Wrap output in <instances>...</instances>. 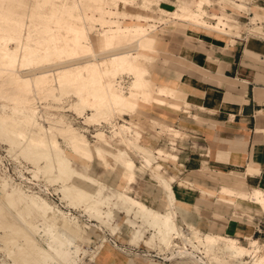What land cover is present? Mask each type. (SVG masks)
<instances>
[{"label":"rangeland","instance_id":"1","mask_svg":"<svg viewBox=\"0 0 264 264\" xmlns=\"http://www.w3.org/2000/svg\"><path fill=\"white\" fill-rule=\"evenodd\" d=\"M41 1L27 0L26 4H22L18 0H0V52L2 55H0V264H77L82 258V262L79 264H90L88 255L96 250L98 245L105 244L108 240L104 239L110 237L109 235L117 237L119 239L117 247H121L124 240L131 237V231L135 226L141 223L136 218L145 212L142 213L137 206L131 204L127 196L140 200L127 193L126 189L120 190L119 194L117 193L116 189L121 188L119 184L124 185V180L118 177L120 173L118 166L114 165V168H107L94 157L97 156L103 161L110 158L118 163V157L123 156L131 161L133 166L135 163L139 166L135 151L144 154L148 166L152 163L148 159L152 157L154 159V153L151 151L154 150V147L145 145L146 140L144 137L140 139L141 147L138 146V140L142 133L141 126L145 123L142 120H147L150 123L149 118L140 117L143 114L142 111L138 112V110H142L145 104H165V99L162 96H167L172 91V88L166 85L154 83L150 76L154 56L158 55L156 49L157 26L165 25L173 28L203 27L227 35H235L238 33L237 29L240 24L227 16L217 15L221 11L219 4L216 3L217 0H213L215 2L213 5H211V0H203L202 2L208 3H202V6L198 5L199 0H193L192 4H183L174 11L177 0H173L171 3L170 0H159V7L151 6L153 3L151 0H143L140 7L138 6L139 0H108L110 1L108 5L103 3L104 7L102 3H99L100 0H52L55 4L53 10H51L52 5L46 2L47 0ZM119 1L122 3H119ZM247 1L251 3L253 0ZM205 5L211 6L205 8ZM222 5L226 12L231 13L243 23L247 22L246 9L243 8L241 14L231 4ZM97 6H99L98 10L95 8ZM52 11H55V13L53 14ZM250 11H257L263 15L255 12L248 17L249 23L257 25V21L260 23L264 21V8L258 10V8L251 7ZM101 12L102 15L99 16ZM211 13L215 14L211 15ZM240 14L243 16L239 17ZM196 16H198L197 20ZM219 18H223L225 25L216 26L215 29L212 25ZM111 19H113V22L109 23ZM154 20L158 22L155 23ZM134 23H144L146 26L153 24V26L152 29L149 27L151 30L147 33L145 41L126 40L121 43L124 38H129L134 32L133 29L129 28ZM99 24L103 26L101 34H98L96 29V27L100 28ZM245 26L240 27L241 30L243 29L241 35H247L244 29ZM117 27L123 28L124 32L120 34L112 32ZM253 29H255V26L249 28V33H252ZM69 31L80 32L78 35L80 37L76 42L78 47L76 46L73 51L51 52L52 54L48 56L44 54L41 56L40 54L37 63L30 65H24L25 62L20 58H18L19 61L17 59L12 64L7 56L4 57V52L8 49L10 53L14 50L13 52L19 57L18 54L23 55L25 53V46L34 49L45 45V40L51 38V36L56 40H49L48 48L52 49L55 46L59 48ZM31 37L32 39H30ZM5 38L8 40L6 41ZM103 41L106 45L101 44ZM53 42H55V46H53ZM143 44L150 46V49L145 51L144 56L140 58L147 71L144 76L151 82L150 89L142 91L134 85L133 72L128 70L129 68L126 65H117V67L114 64L113 66V63L109 64L106 59H111V54L142 47ZM130 53L132 55L129 58L132 59L135 54L133 51ZM96 58H100L98 60L99 65L106 72L104 79L110 85L112 92L119 93L118 95H127L129 92L134 91L139 92L142 96L140 103L143 107L129 109L126 114L131 116L128 119L123 118L125 123L124 121L123 123H114L115 121H113L114 130L112 133L125 146L113 144L116 146L113 149L106 148L101 144L94 143L90 135L80 129L85 125H82L79 121L83 118H77L78 116H83L86 121L85 124L89 125L85 127L89 129V132H94L92 131L94 123H88L105 121L104 123L110 122L109 125H112L111 121L115 117L125 115L120 113L117 108L111 111L108 107L97 104L96 99L98 97L96 94L95 97L92 90L99 86L98 77L86 84L71 83L63 86L58 82L60 72L63 70L73 68L72 66H77L83 70V68H86L88 60ZM70 60H75V65L66 63ZM85 60L87 61L85 62ZM37 67L43 68L42 73H47L44 78L39 79L41 71L38 73L34 70ZM44 69L49 71L45 70V72ZM56 71L57 73H55ZM25 78H29L28 83L25 82ZM122 84L124 86L129 84V86L127 89H123ZM81 86L84 87H82V90L80 89ZM90 93L94 96H91ZM147 95H149L148 98H145ZM158 100H163V102ZM95 102H97V105ZM133 113L135 114L132 115ZM74 119L77 121H74ZM29 120H32V123ZM122 124L129 126V129L126 128L125 134L119 137L116 132L119 130V126H123ZM158 126L161 131L162 127L160 125L150 123V129L152 130H155V127ZM62 130L65 133H62ZM128 131L135 136H128ZM76 133L87 140L90 146L89 151L91 150L93 155V159L89 162L82 158L89 164L88 173L97 177L105 185L96 182L89 175H85L89 178L88 181H84L74 174H71L69 179L65 177V173L69 170L79 171L74 167H79L83 163L81 159L76 158L79 156L71 152L69 145L71 137ZM161 133L164 134L165 132ZM97 136L100 140L105 141L103 132L97 133ZM53 140H56L61 150H63L64 156L68 159L67 162L64 161L59 165L58 162L47 159L44 156L45 154L37 152L35 147L39 141H45L46 145H50ZM97 147L103 151H114V157L107 158L105 155L103 157L95 151ZM124 147L128 148L127 150L135 163L127 154V151L122 150ZM157 152L158 156L163 158H158L163 166V161L168 160V158H164L162 150L158 149ZM163 169L166 170L167 167L164 166ZM163 174L167 176V174ZM157 178L163 179L158 174ZM126 180L129 182L131 179L127 178ZM87 183H95L97 187L95 188L94 185ZM107 186L116 189L112 190ZM166 188L168 189V187ZM78 192H83L85 197L78 198ZM132 194L138 197L136 192L133 191ZM146 207L151 209L148 206ZM93 213L98 215L99 218ZM146 213L151 215L153 231L149 228L146 229L143 238L138 243H132L131 245L139 246L145 252L154 250V253H162L164 257L166 250L175 251L180 248L193 250L195 254L193 260L198 264H224L222 263V255L225 254V261L231 260L227 257V253L229 256L234 257L232 255L233 251L228 246V241L224 239L217 244L206 245L202 240L192 238L187 242H182L177 235L173 234L166 242H162L159 219L156 218L159 212L151 209ZM131 214L134 219L131 218ZM176 222L174 217L171 224L178 231L195 233L202 238L203 233L197 230H189L190 227ZM58 226L59 228H57ZM152 232L153 235L151 236ZM155 236L161 244L157 240L145 242L148 237L154 239ZM242 243L245 244L246 242ZM161 245L165 246L166 250ZM65 255H68L69 259L67 258V261L62 259ZM200 257L202 259L199 261ZM234 260L247 262L250 261V257L247 258L243 255L240 258L234 257ZM188 263L197 264L190 261Z\"/></svg>","mask_w":264,"mask_h":264},{"label":"crops","instance_id":"2","mask_svg":"<svg viewBox=\"0 0 264 264\" xmlns=\"http://www.w3.org/2000/svg\"><path fill=\"white\" fill-rule=\"evenodd\" d=\"M142 1H138L139 7ZM151 1V6H160L159 0ZM172 1L170 0V3ZM109 2L100 0L99 3L108 5ZM192 2L193 0H177L173 11ZM247 2L216 1L221 8L217 15L227 16L238 22L240 27L246 25L244 29L247 35H241L243 29L240 27L237 34L227 35L203 27L157 26L158 55L154 56L150 76L154 83L166 85L172 88V91L167 96H162L165 104H145L142 110H138L142 111L141 118H149L150 123L162 127L161 131L159 126L152 130L147 120H142L145 123L140 125L142 133L138 146L141 147L140 139L144 137L145 145L154 147V150H151L154 159H148L152 161L148 166L144 154L135 151L138 156L137 166L128 148L124 147L122 150L127 151L135 163L133 166L130 161L133 168H125V171L124 167L119 166L113 159L103 161L97 156L94 158L107 168L118 166V177L124 180V185L119 184L120 189L107 186L109 189H116L118 194L120 190L126 189L127 193L154 211L162 215L173 214L172 222L175 217V221L190 227L189 230L203 233L202 237L209 234L225 241L233 239L247 243L253 240L263 246L264 251V21H257L258 24L253 25L249 23L248 18L257 12L250 11L251 7L258 10L264 8V0H253L250 7ZM213 3L215 2L211 0V5ZM222 4H231L236 10L246 9L247 22L243 23L226 12ZM211 5H205V8ZM98 7L95 8L98 10ZM206 11L209 13L207 9ZM241 14L239 17L243 16ZM101 15L102 12L99 16ZM215 24L212 25L215 29L216 26L225 25L223 18H219ZM253 26L255 29L249 33V28ZM96 29L98 34H101L103 26L100 25V28ZM129 84H122V88L127 89ZM127 112L122 114L130 118L131 115L126 114ZM125 115L115 117L111 121L109 137L103 130L97 129L93 134V142L109 149L116 147L114 145L125 146L112 133L115 123L113 121L117 118L123 119ZM80 117L86 123L84 117ZM102 122L105 121H93L88 124L101 125ZM123 126L129 129V126ZM99 132L104 133L105 141L99 139ZM116 134L122 137L118 131ZM111 138L116 141L114 145L110 141ZM70 141L71 152L83 161L79 167H74L83 174L76 172L84 176L89 175L96 182L103 183L88 173V162L93 159L91 150L89 153L78 154ZM169 142H175V146L169 148ZM158 149L163 151L164 158H168L163 161V166L158 161V158L163 159L158 156ZM164 166L167 167L166 170L163 169ZM131 172L132 178L127 182ZM157 174L163 179H158ZM87 184L97 187L95 183ZM255 190L260 192L263 201L257 200ZM133 191L139 198L132 194ZM128 197L130 196H127V199ZM151 209L147 208L148 211ZM95 216L99 218L98 215ZM131 218L134 219L132 214ZM136 220L141 223L135 226L131 237L125 239L121 247L109 241L98 245V248L88 255L90 264H190L188 261L197 263L189 257H172L177 254V250H166L163 245L161 247L166 250L165 257L162 253H154V250L145 252L139 246L131 245L143 238L146 229L153 231L150 214L144 213ZM109 236L119 242L117 237ZM150 237L145 242L157 240L161 244L156 236L154 239ZM227 257L231 260L225 261V254L222 255V263L245 264L234 260L228 253ZM82 259L77 264L81 263Z\"/></svg>","mask_w":264,"mask_h":264},{"label":"bare ground","instance_id":"3","mask_svg":"<svg viewBox=\"0 0 264 264\" xmlns=\"http://www.w3.org/2000/svg\"><path fill=\"white\" fill-rule=\"evenodd\" d=\"M39 1H41V0H39ZM202 1L203 0H199L198 1V5L199 6H202V3H204ZM18 2H20L22 4H26L27 0H18ZM46 2L52 5L51 10H53L55 8V4H53L52 0H47ZM41 3H42V1H41ZM28 4H29V2H28ZM73 5H76V4H73ZM52 13L54 14L55 11H52ZM197 17L198 16H196V20H197ZM46 19H48V18H46ZM48 21H50V20H48ZM110 21L111 22H109V23H112L113 19H111ZM154 22L156 23L158 21L154 20ZM152 26H153V24H151L149 26H146V24H144V23H134V24H132L131 27H129V28L133 29L134 32H132V34L129 36V38H124L121 43H123L126 40H134V41L135 40H142V41H145V37H147V33L150 32L149 30L152 29ZM36 27L38 28V26H36ZM149 27H151V29H149ZM47 29H48V27H47ZM46 32H44V33L46 34ZM112 32H114L115 34L116 33L120 34V33H123L124 30H123V28L117 27L116 29L112 30ZM42 34H43V32H42ZM51 34H53V33H51ZM79 34H80V32H78V31H69V32H67L66 38H64L62 40V46H60L59 48L54 45L55 42H53V46H55L54 48H52V49L48 48V45L50 43L49 40H53V41L56 40L55 38H53V36H51V38H48L47 40H45V45H41V46H39L37 48H34V49H31V47L25 46V48H24L26 50L25 53L24 54L22 53L23 55L18 54L19 57L13 52L14 50H12V53H10L8 51L9 49L4 52V54H5L4 57L7 56L9 58V60L12 62V64H14L17 61L18 58H20L22 61L25 62L24 65L35 64V63H37V61H38V59L40 57V54H41V56H42V54H44L45 56H48L49 54H52L51 52H58V51L65 52V51H68V50L69 51H73L75 49V47L77 46L76 42H77V40L80 37V36L78 37ZM5 39H6V41L8 40L7 38H5ZM30 39H32V37ZM45 39H46V36H45ZM1 41H3V40H1ZM147 42H149V41L147 40ZM101 44L102 45H106L105 41L101 42ZM50 45H52V44H50ZM149 49H150V46L148 44H143L142 47H135L132 50H128V51H125V52H121L120 51V52L111 54V59H109V60L105 58L106 56L104 58L106 59V61L109 62V64L113 63V66H114V64H116V66L117 65H120V66L126 65L129 68L128 70H131L133 72V76H134L133 83H134V85L138 86L139 90H142V91L143 90H149L151 81L149 82V80L147 78H145V76H144L147 73V71H146V68H145V64L141 62V58H140V57H143L144 54H145V51H148ZM2 51H4V50L2 49ZM15 51H16V49H15ZM132 51L134 52L135 56L134 57L132 56V59H130L129 57L132 55V53H130V52H132ZM0 55H1V52H0ZM20 55H21V57H20ZM99 59L100 58L88 60L87 66H86V68H83V70L81 68L77 67V66H75V67L72 66L73 68L65 69L62 72L59 71L61 74L58 77V82L61 83V85H63V86L65 84H71V83L86 84V83L92 82L93 80L97 79V77H98L99 86L93 88V90H92L94 95L96 94L97 97H98V99H96L98 103L95 102V104L97 103V104H99L101 106L103 105L105 107H108L109 110H111V111H113L114 108H117L118 111H121L122 113L127 112L129 109L133 110V109H137L139 107H143L142 104L140 103V98L142 96L140 95L139 92L131 91L127 95H118L119 93L116 94L115 92L111 91L110 85L104 79V75H105L106 72L99 65V62H98ZM18 61H19V59H18ZM86 61L87 60H85V62ZM81 62H83V61H81ZM66 63L68 65H70L71 63H73L75 65V60H73V61L70 60V61H67ZM100 63H101V61H100ZM56 67H58V66H56ZM61 67H63V66H61ZM84 67H85V65H84ZM34 70L38 71V73H39V71L43 70V68L37 67ZM45 70H48V69H44V71ZM55 73H57V71ZM45 74H47V73H45ZM45 74L42 73V71H41V74H39V79L40 78H44ZM99 76H101V77H99ZM31 79H33V78H31ZM28 81H29V78L28 79L25 78V82L28 83ZM31 82H33V81L31 80ZM26 83H25V85H27ZM29 84H30V82H29ZM83 86H81V88H80L81 90H82ZM28 87H30V86H28ZM86 89L88 90V87ZM81 90H79V91H81ZM77 92H78V90H77ZM80 93L82 94V92H80ZM90 94H91V96H94V95H92V93H90ZM96 95H95V97H96ZM148 96L149 95L145 96V98H148ZM78 97L80 98V96H78ZM95 97H94V99H95ZM83 99H84V97H83ZM83 99H81V100H83ZM149 100H150V98H149ZM95 107H97V106H95ZM26 120H28V118H26ZM29 121L32 123V120H29ZM124 123H125V121H124ZM67 130H68V128L66 129V131ZM14 133H15V130H14ZM62 133H65V131H63ZM118 134L120 136H123L125 134V128L123 126H119ZM128 136L133 137L135 135L128 131ZM44 142L43 141H39L36 144L37 146L36 147L34 146L37 149L38 153L45 154L44 156L47 159L56 161V162L59 163V165L61 163H63L64 161H66V162L68 161V159L63 154V150H61V148L59 147V145H58L56 140L55 141L54 140L51 141L50 145H46ZM70 142H71V145H72L73 149L78 154H85V153H87L89 151V144H88L87 140H85L83 138V136L78 134V133L74 134V136L71 137V141ZM33 143H34V141H33ZM96 151H97L98 154H100L102 156L105 155V157H107V158H109V157L113 158L114 157V155H113L114 151H112V150L103 151L102 149L97 147ZM144 151H146V150H144ZM117 160H118L119 165L124 167V168H126L127 170H130V168L132 167V163L129 160H127V158H125L123 156H119ZM150 160H153V157ZM71 174L79 176L84 181H88V178L86 176L81 175V174H79V172H76L74 170H72V171L69 170L67 173H65V177L69 179L71 177L70 176ZM130 177H131V174H129L128 178L131 179ZM79 190H81V189H79ZM254 195L258 198L257 200L263 201V199L261 198L260 192L258 190L254 191ZM77 197L78 198H83V197H85V194L83 192H78L77 193ZM128 199L131 202V204L134 205V206H137L142 213H143V211H145L144 213H146L148 211L147 208L145 207V205L143 203H141L140 201H138L136 199H133L131 197H128ZM172 217H173V214L172 215H162V214L158 213L156 215V218L159 219V228H160L161 233H162L161 234L162 242L163 241L166 242L168 240V238L171 235H173V234L177 235L182 240V242H187V241L191 240V238H192V239H196V240L197 239L202 240L206 245L213 244V243L217 244L219 241L222 240L221 238H216L217 236L213 237V235L211 236L209 234H205L202 238H200L198 235L190 233L188 231L180 232V231H178L176 228H174L172 226V224H171L172 223ZM57 228H59V226ZM104 240H108V238L107 239L105 238ZM226 241H228V246L233 251L232 255L234 257L240 258L243 255H245V256H247V258H248V256L250 257V261L248 260L249 261L248 263L245 262L246 264H264L263 246L258 245L256 241L251 240V241H248L246 244H243L240 240L229 239V240H226ZM256 245H258V246H256ZM194 255L195 254L193 253V250H188V249L186 250V249L180 248V249L177 250V254H173L172 257L180 256V257H186V258L187 257L194 258ZM67 258H68V255H65V256H63L62 259L64 261H67L69 259V258L68 259ZM201 259H202V257H200L198 260L200 261Z\"/></svg>","mask_w":264,"mask_h":264},{"label":"built area","instance_id":"4","mask_svg":"<svg viewBox=\"0 0 264 264\" xmlns=\"http://www.w3.org/2000/svg\"><path fill=\"white\" fill-rule=\"evenodd\" d=\"M246 4H248L249 5V7H250V3L249 2H247ZM238 11L239 12H241V13H243V11H242V9H238ZM77 118H81V117H77ZM129 118V116L128 115H125V119H128ZM134 119V118H133ZM70 120H72V119H70ZM135 120V119H134ZM73 121V120H72ZM74 121H77L76 119H74ZM80 122H81V124L82 125H85V126H89V125H86L84 122H83V120H79ZM123 119H121V118H117L116 120H115V123H123ZM73 123V122H72ZM83 127V128H81L82 129V131H86V133H88L89 135H90V137H91V140L92 141H94L95 140V137H94V133L96 132V130L97 129H101V130H103L104 132H105V134H106V136L107 137H109L110 135H111V126L109 125V124H107V123H104V122H102V124L100 125V124H97V123H94L93 125H92V131H94V132H89L88 130V128L87 127ZM96 126V127H95ZM155 128H157V127H155ZM144 133V132H143ZM110 141L113 143V144H115L116 143V141H115V139H110ZM168 146H169V148L170 147H172V146H175V142L172 144V143H170L169 142V144H168ZM108 241L109 242H111L113 245H115V246H117V241L115 240V239H112L111 237H109L108 238Z\"/></svg>","mask_w":264,"mask_h":264}]
</instances>
